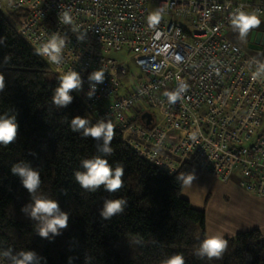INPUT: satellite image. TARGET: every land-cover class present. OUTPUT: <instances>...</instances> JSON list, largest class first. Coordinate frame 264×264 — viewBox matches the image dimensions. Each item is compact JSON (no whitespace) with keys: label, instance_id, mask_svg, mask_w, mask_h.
I'll use <instances>...</instances> for the list:
<instances>
[{"label":"built area","instance_id":"1","mask_svg":"<svg viewBox=\"0 0 264 264\" xmlns=\"http://www.w3.org/2000/svg\"><path fill=\"white\" fill-rule=\"evenodd\" d=\"M163 5L159 24L149 27L147 15ZM240 6L264 18V0H0V11L16 15V33L35 51L53 31L67 35L60 64L39 56L59 76L80 72L76 95L87 118L111 120L137 156L169 176L187 164L223 183L235 177L264 197V79L252 78L255 59L228 35ZM62 8L85 40L58 22ZM121 52L138 76L112 56ZM100 67L105 79L89 99L88 75ZM181 81L188 87L170 104L165 93Z\"/></svg>","mask_w":264,"mask_h":264},{"label":"trees","instance_id":"2","mask_svg":"<svg viewBox=\"0 0 264 264\" xmlns=\"http://www.w3.org/2000/svg\"><path fill=\"white\" fill-rule=\"evenodd\" d=\"M16 24L15 14L0 11V114H15L19 125L16 140L0 145V250L34 249L47 264H68L69 257L72 264H161L176 253L183 254L185 264H264V234L257 228L225 237L228 245L220 258L197 257L194 249L206 236L205 210L182 196L184 186L176 180L193 168L183 164L171 176L163 173L137 156L115 128L108 159L113 167H124L122 187L115 193L103 186L83 189L74 172L82 159L100 154L97 140L69 127L72 116L87 117L84 104L73 90L67 107L53 103L59 75L16 33ZM17 161L39 169L38 192L69 213L68 227L51 240L36 234V221L20 211L30 196L10 172ZM115 198L128 204L103 219L104 200Z\"/></svg>","mask_w":264,"mask_h":264},{"label":"clouds","instance_id":"3","mask_svg":"<svg viewBox=\"0 0 264 264\" xmlns=\"http://www.w3.org/2000/svg\"><path fill=\"white\" fill-rule=\"evenodd\" d=\"M167 5L160 6L151 11L146 21L149 27L155 28ZM211 10L206 11L205 15L210 16ZM58 22L69 26V29L76 33L78 40L86 39L85 33H80L74 22L70 9L62 8L58 13ZM264 23L262 13L259 10L245 9L243 6L235 8L230 15V24L233 31L239 34L241 39H246L252 29L258 28ZM69 38L66 34L59 31H53L47 39L41 43L36 51L37 54L46 58L48 62L60 64L63 60V50ZM179 59V57H177ZM257 67L252 73V78L264 79V62L253 60ZM105 79V69L97 68L89 73V88L85 95L90 99L96 94L97 86L103 83ZM83 87V78L77 70L70 69L61 73L59 83L56 85L52 101L58 108H64L69 105L74 97L71 90H81ZM188 85L181 81L173 91L166 92L170 104H174L185 92ZM4 88L3 78L0 77V91ZM18 121L16 115L0 114V145H8L16 140ZM69 127L72 131L80 133L84 137H92L98 141L97 152L81 160V169L74 172L76 182L83 188L91 192L97 191L101 186L107 192L115 193L122 187V177L124 167L117 165L113 167L109 163L110 157L114 151L111 146L114 138V125L111 120L101 118L92 123L86 116L74 115L71 117ZM195 139V135H193ZM170 171L174 170L169 168ZM10 172L19 178L20 184L27 190L30 200L21 205L20 211L29 219L36 221V234L42 238L53 239L61 234V231L68 227L69 213L62 210L58 200L38 192L41 185V173L37 168L32 167L30 162L17 161L12 164ZM195 179V173L177 174L176 180L183 186L189 187ZM128 201L123 198L105 199L103 206L99 210L100 216L105 219H111L114 215L123 212ZM228 245L222 233H213L206 235L199 241L194 249L197 257L220 258ZM47 264L46 257L41 256L34 249L20 250L14 252L11 249L0 250V264ZM68 264H72V257L68 258ZM161 264H185L184 256L181 253L169 255Z\"/></svg>","mask_w":264,"mask_h":264},{"label":"rangeland","instance_id":"4","mask_svg":"<svg viewBox=\"0 0 264 264\" xmlns=\"http://www.w3.org/2000/svg\"><path fill=\"white\" fill-rule=\"evenodd\" d=\"M112 56L125 61L131 75H139V69L131 56L123 55L122 52L113 53ZM127 82L128 80L123 81L125 85ZM73 92L77 93L76 90ZM191 172L195 173V179L191 186L184 187L182 195H188L192 204L196 205L195 208L205 210L208 229L210 225H217L220 221L230 224L232 221L247 223L258 220V209L253 205L255 199L248 197L246 191L239 186L237 178L233 177L227 183H223L198 168H193Z\"/></svg>","mask_w":264,"mask_h":264},{"label":"crops","instance_id":"5","mask_svg":"<svg viewBox=\"0 0 264 264\" xmlns=\"http://www.w3.org/2000/svg\"><path fill=\"white\" fill-rule=\"evenodd\" d=\"M252 30L264 32V23H261V25L258 28H255ZM251 31H250V33L246 39H241L239 37V34L235 31H233L232 27H230L228 35L234 42L238 43L239 45L244 44L245 47L242 45L244 47V49H246L256 61L264 62V44L262 45V47L260 49H258V48L252 49V48L247 47L248 40H249L250 35H251ZM262 130L264 131V117L262 120ZM225 183H227V182H225ZM182 192H183V190H182ZM182 192H181V194H182ZM245 193L248 194V197L255 199L254 200L255 202L253 201V203H254L253 205L255 207H257V209H258L257 210L258 220L256 222L252 221V222H247V223H237V222L232 221L230 224L228 222L224 223V222L220 221L217 223V225H213V226L210 225L209 229L207 227L208 224L206 223V234L205 235H209V234H213V233H222L224 235V237H231L239 231H246V230H250L252 228H257L264 234V197H258V196L252 195L248 192H245ZM182 196L187 198L193 207H196V205L192 204L191 198L188 195L183 194Z\"/></svg>","mask_w":264,"mask_h":264},{"label":"water","instance_id":"6","mask_svg":"<svg viewBox=\"0 0 264 264\" xmlns=\"http://www.w3.org/2000/svg\"><path fill=\"white\" fill-rule=\"evenodd\" d=\"M263 44H264V32L252 30L250 38L248 40L247 47L252 48V49H255V48L260 49ZM144 116H147L149 118L147 120V123H148L151 115L149 113H145V114H143V117Z\"/></svg>","mask_w":264,"mask_h":264}]
</instances>
